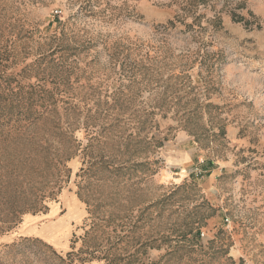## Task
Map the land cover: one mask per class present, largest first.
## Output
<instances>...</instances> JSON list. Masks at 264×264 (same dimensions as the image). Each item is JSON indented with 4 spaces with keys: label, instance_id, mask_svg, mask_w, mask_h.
Instances as JSON below:
<instances>
[{
    "label": "rangeland",
    "instance_id": "obj_1",
    "mask_svg": "<svg viewBox=\"0 0 264 264\" xmlns=\"http://www.w3.org/2000/svg\"><path fill=\"white\" fill-rule=\"evenodd\" d=\"M0 264H264V0H0Z\"/></svg>",
    "mask_w": 264,
    "mask_h": 264
}]
</instances>
